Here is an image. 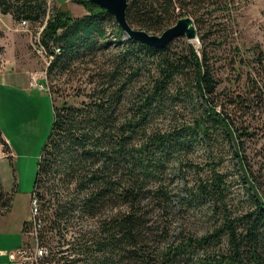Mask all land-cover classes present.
I'll return each instance as SVG.
<instances>
[{
    "label": "trees",
    "instance_id": "16d2710c",
    "mask_svg": "<svg viewBox=\"0 0 264 264\" xmlns=\"http://www.w3.org/2000/svg\"><path fill=\"white\" fill-rule=\"evenodd\" d=\"M74 1L86 9L84 15L73 16L58 5L49 11L47 0H0V12L15 22L42 26L39 38L52 56L48 76L54 69L71 72L88 54L101 57L84 68L83 84L72 86L73 97L80 100L55 103L49 89L52 123L35 163L32 188L46 232L52 233L48 241L57 238L58 246L67 243L66 249L85 255L88 260L81 259V264H149L145 235L152 227L141 201L148 197L164 206L167 167L181 170L178 166L189 165L198 176L188 186L186 200L209 203L219 220L204 235L179 232L180 241L165 254L192 257L197 250L218 246L213 256L199 262L264 264V196L250 182L245 210L233 214L225 203L229 186L222 160L213 157L209 144L220 136L228 138L236 168L248 176L251 166L238 138L258 133L247 130L250 122L235 121L228 108L252 118L248 111L253 103L264 105V85L249 73L238 92L219 90L222 81L213 68L221 58L214 51L227 38L219 27H205L201 8L206 0H127V22L149 34L161 33L182 16L191 17L199 45L177 36L161 47L123 39L111 14L88 0ZM109 25L116 29L113 47ZM253 49L251 60L241 58L238 49L228 51L227 68L236 71L243 64L264 71L263 53ZM128 92L129 102L123 100ZM0 139L6 154L9 144L1 130ZM197 147L207 149L203 164L192 162L190 153ZM12 192L0 185V212L10 209ZM118 205L122 209L108 214ZM94 217L96 232L90 223ZM74 226L79 234L67 240ZM166 259L163 263L170 261Z\"/></svg>",
    "mask_w": 264,
    "mask_h": 264
},
{
    "label": "rangeland",
    "instance_id": "374dc122",
    "mask_svg": "<svg viewBox=\"0 0 264 264\" xmlns=\"http://www.w3.org/2000/svg\"><path fill=\"white\" fill-rule=\"evenodd\" d=\"M57 5L73 16H81L82 13H86V9L74 0H47L49 11L50 8ZM202 6L205 27L215 25L221 29L219 31L222 36L227 38V44L214 51V56L221 58L213 68L222 81L219 90L238 92L242 89L243 79L249 73L259 80L258 84L264 85V71L261 68L243 66L242 64L238 70L234 71L233 69L229 70L226 65L229 59V55L226 53L228 51L232 53L236 49L239 50V55L244 60H251L253 47L261 51L264 57V0H206ZM16 23L13 22L14 27ZM27 26L26 30H16L12 25L8 40H4L6 38L4 36L0 39V130L5 142L10 145H8L9 151L4 153L6 159L0 162V185L4 191H13L11 208L0 213H4L3 216L8 214V218L20 211L21 208L29 209L28 214H30L29 201L36 174L35 163H37L52 123L49 89H51L52 100L55 103L66 99L80 100L73 97L72 86L83 84L82 81L86 74L84 68L91 65L92 61L99 62L101 58L99 53L97 56L88 54L83 59L76 61L80 67L76 66L71 69V72L61 74L54 69L48 76L46 69L49 59L45 55L39 54L35 47L37 38L40 37L38 32L42 26H38V28L31 24ZM107 31L113 47V42H116L114 35L116 29L109 25ZM122 38L126 39L127 37L123 34ZM191 42L195 46L199 45L198 38ZM236 76L237 78H235ZM232 81L234 82L232 83ZM128 96L129 92L123 100L129 102L130 97ZM234 110L231 106L228 108V112L235 118V121L243 125L250 122L247 130H255L258 133L255 137L238 138L239 150L242 155L244 151V154L248 156L251 166L248 176L244 177V174L236 168L234 150L228 138L220 136L209 144L213 157L222 160L221 168L223 172H226V181L229 186L226 206L231 209L233 214H239L247 206L245 205L246 191L251 185L250 182L256 186L257 192L264 196V137L262 135L264 132V105L259 102L253 103L251 110L248 111L252 118L246 117L247 115L241 110ZM260 134L261 137H259ZM1 142L2 139H0V151L3 152ZM206 150L195 148L193 153H190L192 162L203 164V154ZM179 167L181 170H178L177 167H167L163 183L167 185L169 194L164 206L157 205L154 200L148 197H144L141 201V211L144 212V218L149 220L148 224L152 227L145 235L146 247L149 251L147 254L149 264H202L199 259L208 255L209 257L213 256L218 247L211 246L205 252L201 249L197 250L192 257L181 254L168 256L165 254L169 247H173L180 241L179 232L182 231L185 235L191 236L204 235L207 231L212 230L214 222L219 220V216L213 212L209 203L197 205L186 200L188 186L194 184L198 173L191 170L189 165ZM203 173L204 171H200V174ZM246 178H250V181L245 180ZM120 209L122 206L118 205L107 212L112 214ZM90 223L91 230L96 232V217ZM77 227L70 228L67 232V240H73L71 236L79 234ZM7 228H0V230L5 233ZM83 228L86 227L83 226ZM71 243L73 247L77 245L75 240ZM166 258L170 261L163 263L164 260H167ZM85 260L87 261L88 258ZM204 264L207 262L205 261Z\"/></svg>",
    "mask_w": 264,
    "mask_h": 264
},
{
    "label": "built area",
    "instance_id": "2783aa9c",
    "mask_svg": "<svg viewBox=\"0 0 264 264\" xmlns=\"http://www.w3.org/2000/svg\"><path fill=\"white\" fill-rule=\"evenodd\" d=\"M28 24L26 20H21L13 27L16 30H26ZM36 42V51L45 55L50 61L52 56L47 54L40 38H37ZM43 88L48 90L44 86ZM29 202L30 214L22 230V242L15 250L7 253L10 262L13 264H79L81 259H85V255L79 251L72 252L66 249L67 243L62 242L58 246L57 238L54 241H48L52 233L46 232V223L40 214V201L33 191Z\"/></svg>",
    "mask_w": 264,
    "mask_h": 264
},
{
    "label": "water",
    "instance_id": "95a60500",
    "mask_svg": "<svg viewBox=\"0 0 264 264\" xmlns=\"http://www.w3.org/2000/svg\"><path fill=\"white\" fill-rule=\"evenodd\" d=\"M112 15L117 26L127 38L140 41L148 46L161 47L177 36H184L188 41L197 39V30L189 16H182L161 33H150L147 30L134 27L126 19L127 0H88Z\"/></svg>",
    "mask_w": 264,
    "mask_h": 264
},
{
    "label": "crops",
    "instance_id": "0c3cea01",
    "mask_svg": "<svg viewBox=\"0 0 264 264\" xmlns=\"http://www.w3.org/2000/svg\"><path fill=\"white\" fill-rule=\"evenodd\" d=\"M84 14L85 12L82 13V15ZM13 22L15 21L13 20L12 15L0 12V39L4 36L6 37L4 40H8V37L11 34V31L9 30H11L12 25L14 26ZM4 153L5 152L0 151V162H3V159H6ZM28 210L26 208H21L17 213L10 214V218H8V214L3 216L4 213H0V228L4 229L8 227L5 233L0 230V264H13L10 262L7 253L15 250L22 242V226L28 219Z\"/></svg>",
    "mask_w": 264,
    "mask_h": 264
}]
</instances>
